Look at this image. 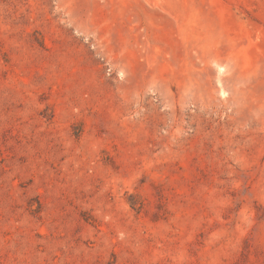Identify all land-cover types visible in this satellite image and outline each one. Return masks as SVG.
Segmentation results:
<instances>
[{
    "label": "rangeland",
    "instance_id": "374dc122",
    "mask_svg": "<svg viewBox=\"0 0 264 264\" xmlns=\"http://www.w3.org/2000/svg\"><path fill=\"white\" fill-rule=\"evenodd\" d=\"M0 264H264V0H0Z\"/></svg>",
    "mask_w": 264,
    "mask_h": 264
}]
</instances>
